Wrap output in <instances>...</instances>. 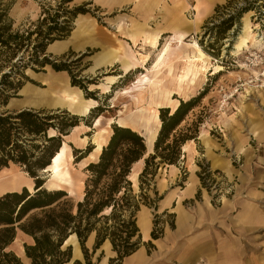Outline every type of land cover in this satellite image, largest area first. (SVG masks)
<instances>
[{"label": "rangeland", "instance_id": "rangeland-1", "mask_svg": "<svg viewBox=\"0 0 264 264\" xmlns=\"http://www.w3.org/2000/svg\"><path fill=\"white\" fill-rule=\"evenodd\" d=\"M62 1L66 0H0V8L6 14V23L10 24L11 32L18 31L23 35L22 41L29 45L12 58H9L7 52L0 55V82L3 74L12 71L14 73L10 79L14 83L23 81V86L12 94L8 102L0 104V113L14 114L30 110L40 117L58 115L59 118L50 121L57 126L63 121L68 132L61 134L62 147L57 152L61 153L59 165L62 169H67L73 181H56L57 186H49V170L38 169L37 176L32 177L24 166L11 163L9 173L0 180V197L8 192H21L25 187L33 194L35 191L29 189H36L37 178L44 182L43 187L49 192L63 190L66 195L52 207L64 206L77 216L76 220L82 227L88 222L93 226V231L85 241L91 264H102L103 261L108 264H123L125 257L119 258L112 240L120 245V249H124L125 243H139V249L133 252H136L134 257L143 253V250L150 257L159 255L157 253L163 249L167 250L162 248L161 241L167 239L170 233L176 232L182 212L191 217H199L201 221L207 206L211 209L219 208L236 200L244 204L242 201L251 198V194L263 203L264 208V39L261 44L253 43L251 39L249 47L244 48L241 55L232 54L245 18H249L254 31L264 38V0H156V4L153 0L68 1L65 3L68 9L82 8L85 11L78 13L73 19L72 31L76 27L77 17L86 15L93 18L110 36L116 34L124 46L120 49V54L128 51L133 54L134 61L136 58V65L132 68L125 69L121 61H117L96 70L92 66L94 57L103 47H89L78 52L73 42L66 52L60 54L52 52L49 45L46 47V56L55 62L68 64L76 78L86 87H80L84 96L98 102L85 116L74 114L65 107L22 106L26 102L21 91L23 87L27 84L44 87L39 79L45 78V73L50 70L56 71L51 65L39 67L31 59L36 34L30 40H26V37L29 31L35 29L37 21L42 19L44 11L51 8L53 13ZM143 28L161 33L157 48L143 43L141 38L134 44L133 30L140 32ZM167 42L170 44V52L164 66L157 73H150L157 54ZM194 43L199 45L205 58L211 59L206 61L207 65L212 64L208 72L202 74L193 73L194 69L197 71V66L202 65L200 61L193 62L195 65L192 66L189 78L180 83L176 75L182 74L184 60L189 63L190 59L199 56V52L192 46ZM138 51L143 54L150 52L146 65L142 60H137L140 58L136 56ZM21 61L25 66H18ZM172 65L173 74H169ZM146 67L149 72L145 70ZM66 73L70 76L72 85L69 71ZM153 79L160 81L154 86L150 83ZM14 98L17 99L13 101ZM190 101L193 108L176 131L181 132L182 136L188 134L194 138L183 143L179 160L175 164L159 163L154 173L147 175L145 179L140 177L145 162L139 163V168L133 166L135 169L132 172L138 174L135 181L130 174L132 184L127 191L123 188L125 193L117 195L119 200L116 208L105 206L99 215L89 217L93 203L98 197L108 194L107 188L111 182V176L104 177L98 185L89 181L93 174L87 169V165L97 163L103 151L102 149L100 154L96 153V147L92 143L94 134L101 131L104 147L113 134L114 125L130 127L145 139L147 130L156 125L155 114H158L161 125L162 108H169L173 112L174 104ZM65 114L67 115L63 116ZM97 119L100 120L96 126ZM77 120L80 128L74 129L76 126L70 124ZM56 133L59 134L55 127L46 129L47 138ZM203 133L206 134V139L201 137ZM18 135L19 140L33 150L35 158L43 154L44 145L46 150L51 145L48 141L45 142L43 135L35 137L25 132ZM84 137H87V142L82 144L79 138ZM33 145L41 148H34ZM154 152L153 147L145 157ZM83 156L86 157L81 159ZM47 158L48 156L46 160ZM188 184L192 187L189 188ZM87 188L91 191L90 203H84L79 209L78 205L84 201ZM260 196L263 197L260 199ZM180 197L182 198L178 203ZM142 208L148 210L152 227L150 237L146 240L142 235L149 228L148 222L145 220L144 226L139 225V211ZM35 212L39 211L32 213ZM98 235L105 236V240L96 248ZM91 237H94V243H91ZM262 237L264 233H260L259 238L262 240L257 244L258 250L255 249L256 244H252V251H248L250 244L247 245L243 239V244L240 245L243 253L235 257V264H250L254 259L258 260L255 264H264ZM33 242L32 236L18 229L9 249L24 264H30L25 245ZM106 242L111 243V249L115 253L104 247ZM69 244L62 249L71 246V256H76V252L72 254L71 241ZM202 261L203 259L196 264H205ZM81 264H88L85 254ZM126 264H133L131 258ZM148 264L162 263L149 261Z\"/></svg>", "mask_w": 264, "mask_h": 264}, {"label": "trees", "instance_id": "trees-1", "mask_svg": "<svg viewBox=\"0 0 264 264\" xmlns=\"http://www.w3.org/2000/svg\"><path fill=\"white\" fill-rule=\"evenodd\" d=\"M70 0L62 1L51 13V8L44 11V16L37 21L35 29L28 32L26 40L36 34L34 45L32 46L33 54L31 59L39 67L51 65L56 71H69L72 78V86L82 89L86 87L82 81L76 78L71 68L66 63H58L46 56V47L57 40L66 39L70 36L73 29L72 21L78 13L85 11L82 8L68 9L65 6ZM1 6V3H0ZM23 35L18 31L11 32L10 24L6 23V14L0 8V55L3 52L9 53V58L14 57L18 51L23 49L28 43L22 41ZM29 47V45L27 46ZM41 55H44L40 59ZM19 60H22L19 59ZM19 63L18 66H25V63ZM18 72V71H17ZM13 71L5 73L0 82V104H6L12 94L16 93L23 86V81L19 80L14 83L10 79ZM24 76V75H23ZM80 88V89H81ZM11 91V92H10ZM91 98V97H89ZM193 108L192 101L180 103L175 111L171 112L169 108H162L161 127L154 146V153L148 154L144 137L130 127L114 125L113 134L108 144L103 148L100 159L97 163H90L87 169L92 171L93 177L89 180L98 185L104 177L111 176V182L108 184V194L100 196L93 203L90 210V216H97L102 212L105 206L116 208L120 193H125L130 188L132 181L129 179L132 171L142 161L145 166L140 177L145 179L147 175L153 174L154 169L159 163L165 162L175 164L181 154V146L188 139L194 138L176 130L185 119V116ZM67 114L63 115L66 116ZM56 117H40L37 113L30 110H22L17 113H0V171L9 168L11 163H18L26 168V171L32 176H37L38 169H45L51 164L54 155L61 149V134H67L66 124L61 121L59 126L50 120ZM73 119V118H72ZM78 120L70 124L77 126ZM55 127L59 134L46 137V129ZM31 133L33 136H41L51 145H44L42 155L36 158L32 149L19 140L18 134ZM35 148H41L39 145H33ZM88 155V154H87ZM46 156H48L46 160ZM32 157L35 159L32 160ZM83 156L81 159L85 158ZM159 159V160H158ZM36 189L33 194L28 192L25 187L21 192H8L0 197V264H24L20 257L9 247L17 236V230L20 229L25 234L33 237L32 244L25 245L26 256L31 260L30 264H66L71 261V246L63 250L66 239L73 233L79 238L83 252L88 264H91L88 257V250L85 247V241L93 231V226L88 222L85 227L78 223L77 216L64 206L52 207L66 193L58 189L49 192L44 189V182L39 178L36 179ZM89 187V185H88ZM37 190V191H36ZM89 188H87L86 197L83 202L79 203V209L84 203H90ZM33 211H39L32 213ZM32 213V214H31ZM27 215V219L22 221ZM130 234V233H129ZM134 235V234H130ZM156 237V235L154 234ZM105 240V236L98 235L96 248ZM114 248L119 253V258L132 254L139 243L127 244L124 249L112 240ZM127 242V241H126ZM74 264H81L76 261Z\"/></svg>", "mask_w": 264, "mask_h": 264}, {"label": "crops", "instance_id": "crops-1", "mask_svg": "<svg viewBox=\"0 0 264 264\" xmlns=\"http://www.w3.org/2000/svg\"><path fill=\"white\" fill-rule=\"evenodd\" d=\"M153 2L156 4V0H153ZM80 19L87 24L84 28L77 26V20ZM73 42L78 52H83L89 47H103L102 51L94 57L92 66H95L96 70L117 61H121L122 66L128 69L132 68L131 64L136 62V58L134 61L131 52L125 51L120 54V49L124 46L121 40L116 37V34L113 33V36H110L93 18H89L86 15H79L77 17L76 27L68 38L53 42L49 45V48L52 52L60 54L66 52L69 45ZM112 43L114 44L112 45ZM45 74V78L39 79L44 87L33 86L32 84H27L23 87L21 91L25 95L26 102L22 106L65 107L78 115H86L90 109H93L90 106L86 112L82 111L84 110L83 107L87 106V101L92 98H86L82 89L71 85L70 76L66 71L50 70ZM69 95L76 96L83 104L81 106L72 105L67 100V96L69 97ZM15 99L17 98H14L13 101ZM160 127L156 133L157 135ZM157 135L152 139L151 149L154 147ZM188 187L191 188L192 185L188 184ZM254 196V194H251V198L242 201L244 204L236 200L234 202L229 201L219 208L212 207L211 209L207 206L208 209L204 212L201 221H199V217H191L188 213L182 212L180 214L181 217L179 216L180 221L178 222L176 232L170 233L171 235H168L167 239L161 241L162 248H166L167 250L163 249L162 252L157 253L159 255L152 257L148 256L144 250L141 251L143 253L139 256L134 257L135 252L125 257L123 264H126L129 258H131L133 264H148L149 261H157L162 264H196L201 259H203L202 262L205 264H235V257L243 253V249H240L243 239H245L247 245L250 244L247 248L248 251H252V244H256L255 249L258 250L257 244L262 240L259 238L260 233H264L263 203ZM262 197L260 196V199ZM181 198H179L178 203H180ZM145 220L148 222L149 228L146 230V234L142 235L144 240L150 237L152 227L148 218V210L142 208L139 211V222H145ZM90 240L91 243H94V237H91ZM69 241L72 243V254L77 251V256L72 255V260L84 262V252L76 234H71L66 239L64 245H70ZM104 247L109 252H114L111 249L110 242H106ZM72 260L66 264H73ZM255 263H258L257 259L251 260L250 264ZM104 264H108V262L105 261Z\"/></svg>", "mask_w": 264, "mask_h": 264}, {"label": "bare ground", "instance_id": "bare-ground-1", "mask_svg": "<svg viewBox=\"0 0 264 264\" xmlns=\"http://www.w3.org/2000/svg\"><path fill=\"white\" fill-rule=\"evenodd\" d=\"M199 18V17H197ZM122 21V20H121ZM194 23V22H193ZM87 24L82 21L81 19L80 20H77V26L79 28H84ZM89 25V24H88ZM196 25V24H195ZM257 28V27H256ZM90 29V28H89ZM160 32H155V31H146L145 29H143L142 31L138 32L136 30H133V42L134 44H137L138 40L141 38L143 40V43L145 44H149L152 48H157L158 46V43H159V38H160ZM182 39V38H181ZM253 40V43H263V37H260V34L256 33L254 31V28H252L251 26V22L249 20V18H245L244 19V25H243V28H242V31L239 35V38L238 40L236 41V44H235V47L233 48V51H232V54L235 55V56H239L241 55L242 51L244 48H248L249 47V43ZM193 47L196 48V50L199 52V56L196 57V58H193V59H190L189 60V63H187V60H184L185 61V67L183 69L182 74L181 75H176V79L181 83L183 82L184 80H187L189 78V75H190V72H191V69H192V66H194L195 64L193 62L195 61H200L202 65L200 66H197V71H195V69L193 70V73L194 72H198V73H202V74H205V72L209 70V66L212 64L210 63V65H207L208 60H211L209 57L208 58H205V54L203 53V51L201 50V48L199 47V45L197 43H194L192 45ZM143 47V46H142ZM145 48V47H144ZM170 52V44L169 42L166 43V45H164V47L159 51V53L157 54V57L154 61V64H153V67H152V70L150 71L149 69H147V67L145 68V70H147L148 72L150 71V73H157L163 66H164V62L166 60V57L167 55L169 54ZM149 53H140L139 51L136 53V56L137 58L140 56V58H138L137 60H142L145 65H146V62L149 60ZM133 55V54H132ZM182 57V56H181ZM103 58V57H102ZM104 59V58H103ZM141 61V62H142ZM136 65V62H134L133 64H131V67H134ZM181 65V64H180ZM129 66V65H128ZM169 74H173V65L172 67L170 68L169 70ZM150 81V80H148ZM160 81V79H153L150 83L152 85H156L158 84ZM142 83V82H141ZM140 83V84H141ZM250 89V88H249ZM119 94V93H118ZM67 100L70 101L73 104L75 105H78V106H81V104H83V102L79 101L77 99L76 96L74 95H69V97L67 96ZM113 100V99H112ZM98 102L94 101L93 99H89L87 101V106H84V110H82L83 112H86L88 110V108H90V106L92 107H95V105L97 104ZM174 104V103H173ZM243 105V104H242ZM179 106V104H174L172 109L173 111H175V109H177V107ZM81 111V112H82ZM99 120L100 119H97V122H96V126L98 125L99 123ZM155 120H156V125L154 128H151L148 131L147 135L146 136V142H147V146H148V151H151V145L153 143V140L155 135H157V131L160 127V121H159V116L158 114H155ZM111 123H113V121H111ZM115 123V122H114ZM118 123V122H117ZM77 128H80V125L74 127V129H77ZM83 129V128H82ZM77 131V130H76ZM73 133V132H72ZM101 131L94 134L93 138H92V143L93 145L96 147V153L97 154H100V152L102 151L103 147H104V143L102 142V139H101ZM206 134L203 133L201 135V137H204L206 139ZM70 135H66V137ZM82 142V144H85L87 142V137H84V138H79ZM189 143V142H188ZM187 143V144H188ZM186 144V145H187ZM190 145V144H188ZM184 148V147H183ZM186 149V148H185ZM187 152V151H186ZM61 157V153H57L53 158H52V163L51 165H49L47 167V169H43V171H46V170H49L48 172L51 173V180L49 181V186L51 185H54V186H57V183L56 181H61V182H65V183H71L73 181L72 177L70 176V173L67 171V169H62L59 165V159ZM7 173H9V169L8 167L7 168H4L0 171V180L5 177L4 175H7ZM26 173V172H25ZM138 172H132L131 173V178L134 179L135 181V178L137 176ZM52 180H55L54 182H51ZM30 191H35V190H32L31 188L29 189ZM37 191V190H36ZM32 194V193H31ZM140 226L143 224L142 221L139 222ZM144 226V224H143ZM73 234V233H72ZM70 237V236H69ZM69 240V239H68ZM76 245V244H75ZM76 248V247H75ZM77 252V251H76ZM77 254V253H76ZM77 256V255H76ZM80 256V255H79Z\"/></svg>", "mask_w": 264, "mask_h": 264}, {"label": "water", "instance_id": "water-1", "mask_svg": "<svg viewBox=\"0 0 264 264\" xmlns=\"http://www.w3.org/2000/svg\"><path fill=\"white\" fill-rule=\"evenodd\" d=\"M82 116H85V115H82ZM146 142V141H145ZM65 246V245H64Z\"/></svg>", "mask_w": 264, "mask_h": 264}]
</instances>
